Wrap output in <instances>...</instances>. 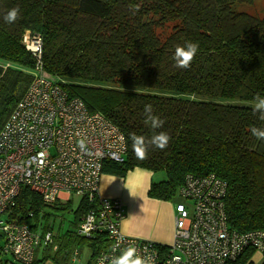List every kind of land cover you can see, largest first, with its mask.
<instances>
[{
    "label": "trees",
    "instance_id": "16d2710c",
    "mask_svg": "<svg viewBox=\"0 0 264 264\" xmlns=\"http://www.w3.org/2000/svg\"><path fill=\"white\" fill-rule=\"evenodd\" d=\"M253 2L0 0V129L31 82L25 70H33L36 60L22 42L29 32L41 39L44 71L124 134V162H105L102 173L124 177L136 168L163 172L165 179L152 182L147 192L161 201L178 197L187 174H214L228 185L230 229H264V141L251 133L252 127H264L252 108L254 97L264 96V15L238 8ZM13 8L19 9L18 18L7 23L4 17ZM164 28L169 31L160 36L158 30ZM186 41L198 43V52L189 68H178L174 49ZM145 105L163 121L161 128L146 123ZM158 132L170 136L168 146L160 150L150 145L147 159L137 160L130 134L149 139ZM71 206L72 201L58 204L51 208L53 214L38 194L22 187L13 216L51 231L47 221ZM86 209L81 200L72 226L54 238L56 250L43 246L31 264H68L71 253L85 245L94 260L107 248L104 236L89 240L76 235ZM252 252L228 264H250Z\"/></svg>",
    "mask_w": 264,
    "mask_h": 264
},
{
    "label": "built area",
    "instance_id": "2783aa9c",
    "mask_svg": "<svg viewBox=\"0 0 264 264\" xmlns=\"http://www.w3.org/2000/svg\"><path fill=\"white\" fill-rule=\"evenodd\" d=\"M28 34L31 44L26 42ZM22 42L36 65L29 87L0 129L1 254L11 255L14 263L31 264L39 246L53 245V232L43 231V224L13 216L16 198L27 187L48 209L73 198L87 203L76 235L89 240L104 236L109 243L98 251L94 264H110L129 244L140 255L152 257L153 264H228L247 250L264 258V229H230L228 185L214 174L184 177L174 206L171 245L161 249L163 245L123 234V203L103 197L99 185L105 162L125 160L124 134L102 114L90 111L82 99L70 97L61 80L44 71L38 36L26 32ZM76 257L74 251L73 260Z\"/></svg>",
    "mask_w": 264,
    "mask_h": 264
},
{
    "label": "crops",
    "instance_id": "0c3cea01",
    "mask_svg": "<svg viewBox=\"0 0 264 264\" xmlns=\"http://www.w3.org/2000/svg\"><path fill=\"white\" fill-rule=\"evenodd\" d=\"M152 174L153 173L147 170H140V168L129 171L124 177L103 173L100 180L99 191L103 197L119 199L121 202L123 201V204L127 200L126 204H128L130 208L127 207L128 211H126L123 206L125 210V218L121 222V231L123 234L130 237L146 239L159 245L169 246L173 242L175 228L174 207H171L167 201L148 197L147 192L150 185L152 182H155L153 180L151 181ZM135 206L141 211L138 212L135 210ZM53 221H55V219L52 220V222ZM52 227H54L53 224ZM51 231L53 232V238L64 233L62 230L54 232L53 228ZM43 246H39L37 250ZM50 246L56 250L54 244ZM87 247L88 245H85L83 247H77L75 250L73 249L77 252V257L74 260L72 258L73 253H71L73 250L70 251L71 257L69 258L68 264H94L91 257V249ZM83 248H87L89 253L84 254ZM38 256L39 257L36 258L37 260L40 258V254ZM249 262L250 264H263L264 258L259 253L252 252ZM40 264L54 263L47 260Z\"/></svg>",
    "mask_w": 264,
    "mask_h": 264
},
{
    "label": "clouds",
    "instance_id": "9594fccd",
    "mask_svg": "<svg viewBox=\"0 0 264 264\" xmlns=\"http://www.w3.org/2000/svg\"><path fill=\"white\" fill-rule=\"evenodd\" d=\"M19 15V9H11L4 17L7 23H14ZM199 45L195 42L186 41L184 45H177L174 49L173 60L178 68H189L191 62L198 52ZM254 114H258L259 119L264 121V96L257 94L254 97L252 105ZM144 112L146 115V123H150L152 129L161 128L163 121L159 117L152 114V106L145 105ZM251 133L258 140L264 141V127H252ZM132 142V150L137 160L143 161L147 159L149 146H154L160 150H164L170 141V136L166 132H158L153 134L149 139L143 135L130 134ZM80 145L85 144L82 138ZM115 251V249L113 250ZM110 264H153V258L150 256H142L138 253L137 248L129 244L127 247L120 249V254L110 259Z\"/></svg>",
    "mask_w": 264,
    "mask_h": 264
},
{
    "label": "rangeland",
    "instance_id": "374dc122",
    "mask_svg": "<svg viewBox=\"0 0 264 264\" xmlns=\"http://www.w3.org/2000/svg\"><path fill=\"white\" fill-rule=\"evenodd\" d=\"M238 8L241 9V10H244L245 12H247L249 14H257L258 16H262V15H264V0H254V2L250 6H241V7H238ZM168 31H169L168 28H164V29H159L158 30L160 36L166 35L168 33ZM28 36H29V34H28ZM25 40H26V38H25ZM26 42L29 43V44L33 43L32 38L29 36L28 40H26ZM25 72H27L31 76V79H32V70H25ZM133 170H136V169H133ZM140 170H143V169L140 168ZM141 172H143V171H141ZM164 179H165V175H164L163 172H157V173H153L151 175V181L153 180L156 183H158L160 181H163ZM78 201H79L78 199L73 198L72 199V206H71V210L70 211H68V212H65V211L58 212L56 214L57 217H56L55 221L52 222V220H54L53 217H51V219H49L47 221L48 224H50V225L53 224L54 225V227H53V231L54 232H57L58 230L65 231L70 226H72V222L74 220L73 211L76 209ZM178 201H179L178 198H175L172 201L171 200L167 201V203L170 204L171 207H174L175 204ZM126 203H127V200L125 201L123 206L125 207V210L128 211V208H130V206L128 204H126ZM135 210H137L138 212L141 211L137 206H135ZM48 211L53 213V214L55 212V210H53L51 208L48 209ZM75 230H76V228H75ZM87 248H83L84 254L89 253V250ZM12 260L13 259H12L11 255L0 254V264H5V262H7V264L8 263L12 264L13 263ZM14 264H16V263H14Z\"/></svg>",
    "mask_w": 264,
    "mask_h": 264
}]
</instances>
